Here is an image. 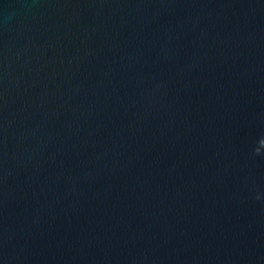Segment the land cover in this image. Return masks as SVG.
<instances>
[{
    "label": "water",
    "instance_id": "water-1",
    "mask_svg": "<svg viewBox=\"0 0 264 264\" xmlns=\"http://www.w3.org/2000/svg\"><path fill=\"white\" fill-rule=\"evenodd\" d=\"M0 264H264V0H0Z\"/></svg>",
    "mask_w": 264,
    "mask_h": 264
}]
</instances>
